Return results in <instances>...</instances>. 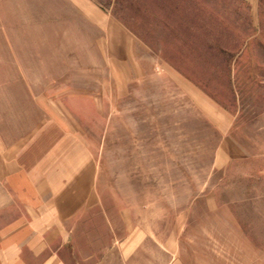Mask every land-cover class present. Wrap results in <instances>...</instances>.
I'll list each match as a JSON object with an SVG mask.
<instances>
[{
    "label": "rangeland",
    "instance_id": "374dc122",
    "mask_svg": "<svg viewBox=\"0 0 264 264\" xmlns=\"http://www.w3.org/2000/svg\"><path fill=\"white\" fill-rule=\"evenodd\" d=\"M4 1L0 128L93 162L72 264H264V0Z\"/></svg>",
    "mask_w": 264,
    "mask_h": 264
},
{
    "label": "crops",
    "instance_id": "0c3cea01",
    "mask_svg": "<svg viewBox=\"0 0 264 264\" xmlns=\"http://www.w3.org/2000/svg\"><path fill=\"white\" fill-rule=\"evenodd\" d=\"M4 3L0 0V6ZM84 3L73 4L96 24L104 19L99 10ZM13 82L0 86L5 103H13ZM60 93L56 97L43 92V102L69 103ZM30 103L35 104L34 98ZM2 117L7 129L13 120H21L14 114ZM42 120L23 137L13 138L12 128H0V264H72L68 248L76 249L71 241L83 232L79 223L98 207L93 162L80 161L76 146L68 151L66 127L53 122L50 114Z\"/></svg>",
    "mask_w": 264,
    "mask_h": 264
}]
</instances>
